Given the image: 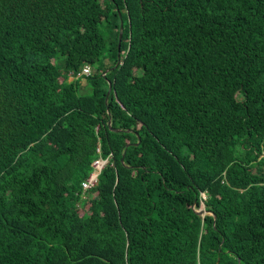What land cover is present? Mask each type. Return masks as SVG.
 <instances>
[{
  "label": "trees",
  "instance_id": "trees-1",
  "mask_svg": "<svg viewBox=\"0 0 264 264\" xmlns=\"http://www.w3.org/2000/svg\"><path fill=\"white\" fill-rule=\"evenodd\" d=\"M256 167L264 0H0V264H264Z\"/></svg>",
  "mask_w": 264,
  "mask_h": 264
},
{
  "label": "rangeland",
  "instance_id": "rangeland-1",
  "mask_svg": "<svg viewBox=\"0 0 264 264\" xmlns=\"http://www.w3.org/2000/svg\"><path fill=\"white\" fill-rule=\"evenodd\" d=\"M124 20H123V25L124 27L126 26V17L123 16ZM114 23H120V20H115L112 16L109 17V24L107 23H103L100 25L99 30L101 35L104 37L105 39V48L99 58V60L91 67V73L92 74H99L101 75L102 72L107 71L108 69L111 68V64H112V46H113V41H114V29H113V25ZM81 84L83 85V91L84 93H90V86L87 84V82H85L84 79L81 80ZM254 173L256 174H264V172L256 167L254 169ZM202 208L204 209L203 205ZM198 210V209H197ZM208 214V213H207Z\"/></svg>",
  "mask_w": 264,
  "mask_h": 264
},
{
  "label": "built area",
  "instance_id": "built-area-1",
  "mask_svg": "<svg viewBox=\"0 0 264 264\" xmlns=\"http://www.w3.org/2000/svg\"><path fill=\"white\" fill-rule=\"evenodd\" d=\"M90 72V68L89 66H84L79 75H88ZM98 150V149H97ZM104 161L102 159H95L93 162H92V167H93V170L90 172V174L88 175V177L81 183V187L83 190L91 187L92 185H94L97 181V176L101 170V168L103 167L104 165Z\"/></svg>",
  "mask_w": 264,
  "mask_h": 264
},
{
  "label": "water",
  "instance_id": "water-1",
  "mask_svg": "<svg viewBox=\"0 0 264 264\" xmlns=\"http://www.w3.org/2000/svg\"><path fill=\"white\" fill-rule=\"evenodd\" d=\"M121 35H122V22L120 21L119 32H118V44H117V47L119 46V41L121 39ZM119 54H120V52L117 51V64L119 62ZM109 91H110V84H108L107 95H108ZM108 126L110 127V120L108 121ZM116 131H120V130L119 129H116ZM138 142H139V137L137 136V142L134 143V145L138 144ZM103 161L106 162V160H103ZM195 213H197L198 215H200L201 217H203L207 212L201 206L200 208H198V210H195Z\"/></svg>",
  "mask_w": 264,
  "mask_h": 264
}]
</instances>
